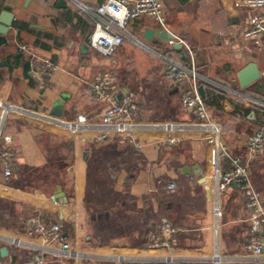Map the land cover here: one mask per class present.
I'll return each instance as SVG.
<instances>
[{"label":"crops","instance_id":"obj_1","mask_svg":"<svg viewBox=\"0 0 264 264\" xmlns=\"http://www.w3.org/2000/svg\"><path fill=\"white\" fill-rule=\"evenodd\" d=\"M101 1L0 0V21L11 22L0 41L2 146L9 152L7 162L0 158L5 261L264 264V254L244 250L252 239L264 243V230L250 232L239 186L217 191L229 159L211 162L208 131L192 125L178 88L163 78L169 60L195 67L209 120L264 195V158H251L245 148L264 120V45L242 35L250 10L243 0H161L167 28L186 45H169L161 27L142 17L127 23L108 58L88 44L94 19L87 8ZM45 59L55 69L40 86ZM250 62L259 78L241 87L238 72ZM105 68L117 76V98L136 95L139 110L129 128L75 121L80 113L98 120L103 105L91 99L89 81ZM4 106L10 109L2 118ZM57 186L66 202L51 199ZM55 222L71 252L60 259L41 253L57 245L27 233Z\"/></svg>","mask_w":264,"mask_h":264},{"label":"built area","instance_id":"obj_2","mask_svg":"<svg viewBox=\"0 0 264 264\" xmlns=\"http://www.w3.org/2000/svg\"><path fill=\"white\" fill-rule=\"evenodd\" d=\"M243 1L250 10V15L244 24L242 35L256 46L264 45V0ZM87 10L94 19L93 31L88 36L89 47L108 58L115 55L123 42L127 23L142 17L154 20L164 33L172 35L171 38H167L169 45H186L182 38L167 28L165 7L161 0H102L94 9L87 8ZM20 48L24 49V47ZM43 64L37 72L40 86H43L45 76L55 69V66L47 59L43 60ZM163 78L171 86L178 88L181 106L194 116L192 125L208 131L206 142L212 149L211 162L220 163L224 158L230 161V168L222 172L217 182V191L221 192L232 184L238 185L244 197L245 207L249 211L246 220L250 225V232L255 234L263 231L264 195L254 187L249 175L248 164L243 161L242 157L231 154L229 147L223 143L220 137L219 126L209 120L205 99L200 95L198 89V71L193 65L189 67L169 60L163 71ZM118 91V79L111 69L105 68L95 72L89 81V95L94 102L103 105V111L98 120L80 113L76 116L75 121L89 125L99 123L105 128H129L130 124H134L139 110L136 95L134 92H127L117 98ZM8 109H10L9 106L3 107L2 118ZM1 124L2 121H0V158L7 162L6 158L9 152L2 146ZM169 142L172 143L174 140L169 139ZM164 143L161 141L162 145ZM245 148L251 158L254 156L264 158V120L246 137ZM3 173L5 176L10 175L9 166L4 165ZM166 187L169 191H174L176 188L174 183H169ZM60 227L58 222L48 226L35 224L27 233L41 235L47 243L57 245L58 247L55 248H49V246L41 253L50 254L60 259L71 254L69 243L61 234ZM244 250L251 255L260 257L264 254V243L260 237L252 239L245 244ZM0 264H8L2 256H0ZM15 264H42V260Z\"/></svg>","mask_w":264,"mask_h":264},{"label":"water","instance_id":"obj_3","mask_svg":"<svg viewBox=\"0 0 264 264\" xmlns=\"http://www.w3.org/2000/svg\"><path fill=\"white\" fill-rule=\"evenodd\" d=\"M60 4L64 3V0H58ZM11 22L8 23V21H0V41H4L5 37L3 35L6 34L8 27L10 26ZM150 33V32H149ZM164 36L171 38L172 35L170 33H164ZM259 71L257 69V66L250 62L246 66H244L239 72H238V80L241 87H245L249 85L250 83L254 82L259 78ZM199 93L202 97H204L202 88H199ZM57 114V113H56ZM51 199L53 201H59V202H66L67 199L64 196V193L61 191L60 186L56 187V192L51 196ZM264 234V231H263ZM0 255L2 257L7 256V249L5 247L0 248Z\"/></svg>","mask_w":264,"mask_h":264},{"label":"rangeland","instance_id":"obj_4","mask_svg":"<svg viewBox=\"0 0 264 264\" xmlns=\"http://www.w3.org/2000/svg\"><path fill=\"white\" fill-rule=\"evenodd\" d=\"M117 75H118V78L120 79V80H122V76H123V74H122V71L121 70H117Z\"/></svg>","mask_w":264,"mask_h":264},{"label":"bare ground","instance_id":"obj_5","mask_svg":"<svg viewBox=\"0 0 264 264\" xmlns=\"http://www.w3.org/2000/svg\"><path fill=\"white\" fill-rule=\"evenodd\" d=\"M85 251V250H84Z\"/></svg>","mask_w":264,"mask_h":264}]
</instances>
